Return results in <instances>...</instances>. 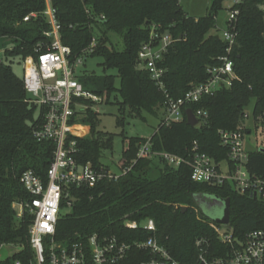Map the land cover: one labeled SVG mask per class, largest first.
I'll return each instance as SVG.
<instances>
[{
  "label": "trees",
  "instance_id": "1",
  "mask_svg": "<svg viewBox=\"0 0 264 264\" xmlns=\"http://www.w3.org/2000/svg\"><path fill=\"white\" fill-rule=\"evenodd\" d=\"M226 1L212 0L209 12L201 18L189 16L179 0L51 3L62 42L71 48L73 59L80 57L94 39L97 42L90 58L102 59V74L87 70L77 73L85 89L119 106L124 115L142 121L149 117L157 120L158 126L150 137L153 152L189 159L197 142L201 152L220 163L228 160L229 151L221 143L219 130L234 131L243 126L252 100L257 128L259 124L264 126V0H238L231 7L239 12L233 23L236 39L230 54L238 79L230 88H222L189 106L195 112L205 110L208 118L196 127L187 124L186 114L182 122H162L165 91L173 99L184 97L194 85L206 82L207 68L226 55L227 44L212 33ZM46 9V0H0V43L6 42L0 46V244L19 245L24 261L33 254L29 241L33 215L26 211L17 221L13 204L31 202V195L20 182L21 176L33 170L46 180L55 145L36 140L34 131L42 122L43 110L29 101L23 78L14 72L13 66H23L28 56H36L40 43L51 42L45 35L51 30L44 14ZM33 13L37 17L24 22ZM153 31L173 38L163 62V90L148 72L138 67L139 51L151 40ZM113 37L119 39L120 47L113 43ZM80 102L89 107L85 112L78 111V117L90 127V135L77 139V160L80 165L100 168L104 165V151L112 149L114 137L97 131L98 113L91 108L95 103L84 99ZM121 124H125V118ZM124 138L128 145L122 157L131 169L118 180L69 188L70 197L61 203L57 224L59 242L70 244L79 236L92 233L117 236L126 243L143 241L152 234L143 227L127 229L125 221L142 224L152 219L159 243L181 264H196L197 239L209 240L213 251L225 248L208 217L198 209L200 197L230 199V226L236 238L243 239L252 230L264 229V201L242 196L230 185L195 183L187 164L172 168L160 159H139V149L147 138ZM247 169L264 176V147L250 152ZM183 207L188 209L182 211ZM147 259L146 252L133 250L120 264H138Z\"/></svg>",
  "mask_w": 264,
  "mask_h": 264
},
{
  "label": "built area",
  "instance_id": "2",
  "mask_svg": "<svg viewBox=\"0 0 264 264\" xmlns=\"http://www.w3.org/2000/svg\"><path fill=\"white\" fill-rule=\"evenodd\" d=\"M237 2L235 0L234 3ZM46 6L44 14L51 30L45 35L51 42L40 43L35 51L36 56H28L24 60L23 81L29 101L43 110L42 122L35 129L34 136L39 142L48 141L55 145L53 162L46 180L33 170L23 173L20 182L32 199L31 202L13 204L17 221L23 218L26 211L33 215L29 230L32 257L24 261L21 258L23 248L19 245H15L20 248L19 251L4 255L2 250L13 244L2 243L0 264H120L133 250L148 254V259L138 264H181L159 243L156 237L157 226L152 219L140 224L125 217L127 229L143 227L152 234L143 241L126 243L117 236L100 233L79 236L78 240L70 244L57 240L61 203L70 197V187H93L101 181L118 180L131 168L125 166L123 157L114 164L116 170L105 164L95 168L91 164L83 166L78 163L77 139L90 135V127L79 121L78 111L85 112L89 108L80 99L91 100L97 105L102 102V98L85 89L78 80L77 68L88 61L97 42L94 39L80 57L73 59L71 48L62 42L60 25L51 0H46ZM238 14V10L230 8L229 25L220 36L227 44V53L219 58L216 65L207 68L208 80L194 85L179 99L171 98L165 91L163 125L182 122L190 105L200 102L206 96H213L222 88H230L233 81L238 79L230 55L236 39L233 23ZM36 17L37 14L33 13L25 17L24 22ZM172 41L170 34L161 35L153 31L151 40L141 47L138 54L139 69L148 72L160 90H163L166 74L163 62ZM94 107L91 108L94 110ZM194 114L199 121L198 126L208 118L205 110L194 111ZM247 133L251 132L244 124L234 131L219 130L221 143L229 151L228 160L220 163L201 152L197 142L193 144L189 159L168 152H153L150 137L141 145L138 158L160 159L172 168L187 164L192 169V180L195 183L230 185L242 196L264 201V176L252 174L247 169L250 156L245 146ZM211 227L225 248L213 251L209 240L197 239L199 255L196 264H264V229L252 230L243 239H238L230 224L211 223Z\"/></svg>",
  "mask_w": 264,
  "mask_h": 264
},
{
  "label": "rangeland",
  "instance_id": "3",
  "mask_svg": "<svg viewBox=\"0 0 264 264\" xmlns=\"http://www.w3.org/2000/svg\"><path fill=\"white\" fill-rule=\"evenodd\" d=\"M212 0H179L182 9L191 17L201 18L207 15ZM235 0H228L224 3L223 9L218 12L217 15V28L212 31L213 34L221 36L223 30L227 29V22L229 20L230 8L233 6ZM112 41L117 47H120V41L118 38L113 37ZM5 41L0 43V46ZM102 59L89 58L86 63L77 68V73L82 71H91L96 74H102ZM14 72L23 78V66L15 64L13 66ZM101 103L95 105L94 112L98 113L97 116V131L104 132L114 137L113 147L110 150L104 151L103 163L110 166L113 170L114 164L122 159L123 151L127 147V141L124 137L139 136L143 138H149L154 133L158 126V121L149 117L147 121H142L138 118L129 117L124 115L123 110L111 103H107L106 99H101ZM255 101L252 100L250 105L246 109L244 125L250 130L251 133H247L245 137V146L248 152H254L264 147V126L255 123L253 117V108ZM84 117V116H83ZM125 118V124H121V120ZM198 209L202 210L208 217L209 221L213 224L215 220L221 218L223 215V205L220 201L214 198H206V200L199 201ZM20 248L15 245H8L2 253L13 254L19 251Z\"/></svg>",
  "mask_w": 264,
  "mask_h": 264
},
{
  "label": "water",
  "instance_id": "4",
  "mask_svg": "<svg viewBox=\"0 0 264 264\" xmlns=\"http://www.w3.org/2000/svg\"><path fill=\"white\" fill-rule=\"evenodd\" d=\"M186 117H187V124L191 127H196L199 124V121L194 114V111L192 109H187L186 110ZM206 198H214L215 200H218L222 203L223 205V215L221 218H218L215 220V223L219 225H229L230 224V216H231V204H230V199H225V200H220L215 197H200L198 199V206H199V201L206 200ZM188 208L183 207L182 211H186Z\"/></svg>",
  "mask_w": 264,
  "mask_h": 264
}]
</instances>
